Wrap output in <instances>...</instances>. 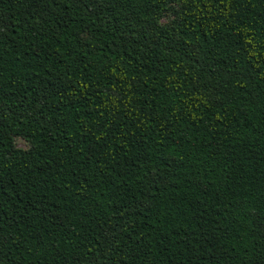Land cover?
I'll return each instance as SVG.
<instances>
[{
	"label": "trees",
	"instance_id": "1",
	"mask_svg": "<svg viewBox=\"0 0 264 264\" xmlns=\"http://www.w3.org/2000/svg\"><path fill=\"white\" fill-rule=\"evenodd\" d=\"M0 264H264V0H0Z\"/></svg>",
	"mask_w": 264,
	"mask_h": 264
},
{
	"label": "rangeland",
	"instance_id": "2",
	"mask_svg": "<svg viewBox=\"0 0 264 264\" xmlns=\"http://www.w3.org/2000/svg\"><path fill=\"white\" fill-rule=\"evenodd\" d=\"M16 146L23 149L26 148L25 143L19 139L16 140Z\"/></svg>",
	"mask_w": 264,
	"mask_h": 264
}]
</instances>
